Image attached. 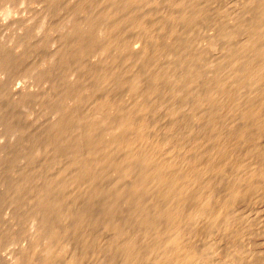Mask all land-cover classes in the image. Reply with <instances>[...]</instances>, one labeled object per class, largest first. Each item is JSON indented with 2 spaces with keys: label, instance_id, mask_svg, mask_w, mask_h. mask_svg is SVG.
<instances>
[{
  "label": "bare ground",
  "instance_id": "6f19581e",
  "mask_svg": "<svg viewBox=\"0 0 264 264\" xmlns=\"http://www.w3.org/2000/svg\"><path fill=\"white\" fill-rule=\"evenodd\" d=\"M20 1L25 2L26 0ZM213 1L210 0L209 2ZM245 1H248V6L246 5L247 7H245H249L247 13L249 17H246L248 16L246 15L244 20L239 17L241 9L238 7L243 6L242 1V5L237 6L240 9V12L239 10L236 11L239 12L236 13L237 15L235 13V15H232L233 12L229 13L232 11L230 7V11L228 10L229 12L226 13L227 15H224H231L228 16L229 20L225 21L223 18V22L227 24L223 23V25L221 18L220 22L222 25L218 27L219 29H213L214 24L212 26L209 23V19L212 16L202 6H205L208 0L205 2L204 0H46L45 9L43 10L44 14L42 12L43 19L41 20L46 23L49 16L54 19L53 13L55 14V10L58 8L57 11H60V14L57 18L59 21L56 24L51 19L53 23L51 25H53V30L56 33L59 32L63 36L59 40L60 43L58 42L56 52L54 51V58L50 55L48 62L49 60L52 61V59L57 61L60 59L61 62L69 64L67 60L72 58L73 63H76V68L74 67L72 69L74 71L70 72L71 76L67 75L69 71L65 70L67 71L66 75L71 80L67 79L66 81L65 75L63 72L61 73L64 75L62 76L64 78L63 81H65L63 83L66 84L62 85L66 89L62 88V94L58 90L61 95H59L60 99L55 100L57 102L53 106H48V110L54 113L52 115L54 119L52 118V122H49L50 126L48 125L49 129L46 132V141L44 142H47V148L50 149L48 151L56 154V162H54L56 168L59 166V169L54 171L52 168L55 173H50L49 176L47 175L49 172H45L47 177L41 178L43 181L35 182L32 187H28L34 200V203L31 204L34 206L36 213L35 216L33 215V223L36 227V232H38L36 234H39V239L44 241L43 247L40 245L42 247L40 250L38 243L34 246L33 260L39 259L41 261V255L42 263H39L54 264V261L62 257L66 252L65 248L68 246L65 245L67 247L64 248L63 245V250L58 251L57 249L55 250L57 246H53L54 240L58 239L61 234L67 240L72 238L68 240L69 242L76 240L81 245L78 250L75 248L71 253L69 251L66 252L70 255L68 256L69 258L65 255V258L68 259L65 264H84L85 259L89 256L87 252L89 249H93V252L98 254L97 257H100L104 252L102 249L103 245L101 239L93 237V233L91 234V227L96 224L91 219L96 218V216L92 215L94 212L92 213L89 209L97 203L93 200L102 197L100 210L108 223L105 222L107 224L105 230L114 231L116 237L114 236L113 239H116L109 245L110 249L105 248V250H110L106 255L105 261H98L97 264H213L210 262L213 259L210 260V258H212L211 255L213 256L212 250L214 251L215 248H212L214 246L210 247V243L208 246L205 244L208 248L206 247L207 252L203 253L204 250L202 251L201 249L205 246L202 244L203 247H201L200 244L201 248L198 246V250L202 251V253L200 251L199 253L196 249L197 247H195V237H199L198 235L204 231H206V234L208 232L214 233L215 229L216 232L224 235L225 233L227 235L231 234L232 226H234L232 221L235 219L233 216L232 220L231 215L236 214V212L230 215L229 210L234 209L236 204L240 206L239 202L247 195L252 197L255 203H258V196L264 195V155L261 153L264 150L261 149V151L259 149L261 145H264V0ZM9 3L13 2L8 1ZM218 3L213 6L215 7ZM234 4L237 5V2ZM220 6L224 5H218V7ZM234 6L232 7L236 10ZM206 7L208 6L206 5ZM210 7L208 9L212 11L214 8L212 7L213 9L211 10ZM11 11L10 7L7 8L8 13H11ZM217 11L215 10V13ZM224 11L227 10L225 9ZM245 12H247V9ZM245 12L243 11V14ZM217 16L215 21L222 14ZM205 17L208 19L207 24L209 23L213 27L210 26L212 30L217 31H212L214 33L208 34V28L206 37L205 34L200 37L197 36L198 33H192V31L193 29L196 30L197 25L202 27L203 25L201 24L206 23L204 22L207 20ZM202 18L205 20L202 21ZM200 20L201 22H199ZM43 22L42 24L44 25ZM42 24L39 27L42 28ZM185 24H190L192 27L196 25V27L192 28L191 31L188 26V33L185 28V31L181 29V27H185ZM47 26L50 27L49 25ZM205 27L207 28L208 25ZM215 27L217 26L215 25ZM51 41L54 42V39H51ZM55 41L57 42V40ZM22 42L19 43L22 44ZM38 44L41 45L40 43ZM50 44L49 42L48 45ZM40 47H37L36 50ZM43 47L45 48L47 45ZM41 49L40 52L42 51ZM3 54L1 55L4 58ZM43 54L45 57L44 52ZM7 55L10 56L11 54L7 53ZM44 57L38 59L40 68L38 67L37 69L39 72L42 70V72L47 73L49 72L48 70L43 71V68H41L44 67L46 69L47 67L45 66L50 65L46 64L48 57H46V60ZM15 58L17 59L16 56ZM19 59L18 61L23 60V58ZM40 59L45 62H40ZM9 60H13L12 57ZM1 61L3 62V60ZM6 61L4 59V63ZM23 62L20 64L21 66ZM11 63L13 64V62ZM11 63L7 62V65L10 66ZM58 64L57 62V66ZM70 64L67 67L69 69H71ZM7 65L5 66L6 68L9 67ZM26 67L28 69L29 66L27 65ZM6 68L4 69L7 71ZM56 68L59 69V66ZM31 70L30 68L28 73ZM54 70L56 69L54 68ZM50 72H53V69ZM45 74L43 76H41L42 74L39 75L40 84L46 79L47 76ZM61 74L59 77H61ZM33 75L36 76L35 73ZM56 75L54 74V76ZM50 76V81L52 79L55 80V77L50 78ZM87 77L89 78L88 81L85 80ZM58 80L60 81V78ZM36 81L38 82V79ZM50 81L49 83H52ZM61 86H57V88L60 89ZM26 87L24 88L21 83V85L18 84L11 88L8 96L3 94L8 99L11 97L14 100L11 106L13 111L12 113L10 111V113L13 114L14 112L16 114L19 112L16 115H12L14 121L22 118L21 115H25L20 113L23 110L25 111V108L27 110V106L30 103L38 104V101H40V96L36 93V90L40 89L34 90V87V89L31 88L32 90H26ZM4 89L3 91H5ZM48 91L45 90L47 95H49ZM5 92L8 91L6 90ZM40 94L44 95L41 92ZM56 96L54 95L53 98L55 99ZM0 97H2V93ZM5 99L3 98L2 101L7 100ZM45 101L42 99L41 105L40 103L39 105L44 106ZM47 104L49 102H46ZM8 108L10 109L9 105ZM1 109L3 111V108ZM9 109L7 110L9 111ZM11 114H4L1 117L4 119L6 115L11 118ZM161 117L166 120V124L163 127L160 126ZM2 118L1 120H3ZM164 119L162 122H164ZM1 122L8 123L4 120ZM24 122H22V125ZM17 124L20 123L18 122ZM42 128H44L42 132L45 134L46 127H41V130ZM13 130L15 131L14 128ZM30 130H35V128ZM10 131H8V134ZM6 132L5 134L8 138ZM35 132L32 131L33 135ZM11 133L13 134V132ZM11 133L9 134L10 136ZM16 133L15 135L17 136ZM27 133L25 136H29L31 132ZM20 135L18 134V136ZM33 135L30 136L32 137ZM6 137L4 136L5 139ZM27 137H24V139L26 140ZM41 137L45 136L41 135ZM41 137L40 140L37 139L39 142H43ZM0 138L3 139L2 137ZM16 138L14 139L15 141H17ZM22 138L23 136L21 140H23ZM17 139L20 140L19 138ZM34 139L36 138L34 137ZM10 140L13 139L10 138ZM32 140L29 139L28 142H32ZM41 142L40 144L38 143L39 147ZM15 143H13V146ZM33 143L29 145L34 147ZM5 145L7 146L8 143ZM22 145L24 144L22 143ZM29 145L27 148L24 147L25 152H27L26 149L29 148ZM10 148L12 149L11 146ZM41 148L43 149V147ZM41 148H34L32 157L38 158L40 155L42 156L44 153L41 152H45V150L42 151L40 150ZM6 149L9 150L7 147ZM57 155L60 158H57ZM21 157H19L20 160H22ZM44 158L47 159L46 157ZM25 161L26 159H24ZM34 161L33 164H39L40 162L35 161L36 163H34ZM8 162L6 164H9ZM37 164L35 167H37ZM41 164L43 163L41 162ZM19 165L22 164H19L18 161L15 168L17 169L18 166L20 169ZM31 168L29 167V169ZM29 169L27 171H30ZM0 170L2 171L1 168ZM35 170L37 169L35 168ZM43 170L45 169L43 168ZM16 173L15 176L18 174ZM42 173L44 174L43 171ZM38 174L43 175L41 171L36 173V175ZM31 176H33V173L27 172L24 176L25 178H23L25 181H29ZM14 178L13 180H15ZM5 179L7 178L5 177ZM17 183L19 182L17 181ZM23 183H21L22 186ZM108 185H110L109 188L106 187ZM118 197L121 200L120 202L124 200L127 203L128 207L124 206L133 210L135 223L137 221V224L139 222L140 224L138 225L142 226L143 230H140L141 232L138 229V232L133 229L132 225V229L126 231L127 229L125 228L128 226L125 225L122 228L121 220L119 221L121 225L116 222L122 217L120 215V218L115 220V215L120 214L117 211H122V214L125 209L127 210L126 207L120 210L121 207L119 205L116 207L119 201ZM26 198L28 199L29 197ZM247 200L243 203H247ZM250 202L252 201L250 200ZM250 202L249 204H251ZM121 206L124 208L123 204ZM247 206L250 209L248 203ZM251 206L254 205L252 204ZM97 207L99 208L98 205L94 208L96 209ZM241 208L237 207V210ZM246 208L244 207V209ZM69 210H74V212L70 213ZM87 210L89 213L86 212ZM250 210H252V207ZM90 212L94 217L91 215L92 218L87 217ZM239 212L242 213V211L237 213ZM128 213L130 214L131 212ZM30 215L32 216L31 211ZM125 215L126 213H124V218ZM134 215L132 214L131 216ZM97 216L101 218L102 215L100 216L99 214ZM69 217L71 220H69ZM129 217L125 218L127 222ZM251 217L249 216L250 220L252 219ZM124 218L122 219L123 221ZM239 218H243V215ZM239 218L236 220L238 221ZM68 220L70 223L71 221L73 222L72 226H68V228L72 227L70 231L71 238L67 237L69 230L68 232L61 231V233L58 228L59 224H64ZM236 220L234 221L237 225L239 222H236ZM99 223H101L100 219ZM124 223L126 224V222ZM128 223H133V220ZM223 223L225 224L223 225ZM243 223L245 224V222ZM253 223H250V226ZM245 227L248 229L247 226H243L244 230H246ZM243 228L240 229L242 230ZM235 229L236 231L240 230H237L236 227ZM133 231L139 234H134ZM8 232L10 231L8 230ZM243 232H241V235ZM247 234L246 236L243 235L247 237L249 235ZM205 235L203 234L204 237ZM218 235L220 234L218 233ZM227 235L225 236L226 238ZM234 236L232 234L231 237ZM32 237H35V235ZM221 237L219 238L218 236L217 238L221 240ZM225 237L223 238L225 239ZM218 239L216 240L218 241ZM236 239L238 238H235V241ZM226 242L231 244L229 239ZM238 245H236L237 248ZM31 249L30 251H32ZM217 251L219 253V249ZM229 251L231 253V250ZM237 252L240 253V251ZM234 253L233 255L232 253L230 254L232 258L237 256V253L235 256ZM246 254L245 256H248ZM30 255L32 256V253ZM241 255L243 256L244 254ZM232 260L235 262V259ZM220 261L222 262L221 258ZM225 261L227 262L228 260L225 259Z\"/></svg>",
  "mask_w": 264,
  "mask_h": 264
},
{
  "label": "rangeland",
  "instance_id": "374dc122",
  "mask_svg": "<svg viewBox=\"0 0 264 264\" xmlns=\"http://www.w3.org/2000/svg\"><path fill=\"white\" fill-rule=\"evenodd\" d=\"M8 1H11V2H13V3H9L8 4ZM0 0V48H1V51H0V59L1 60H3V62L0 60V66L4 63V59L5 60H7L4 64H3V66H1L0 68H1V70H0V82L2 83H0L1 85V87H0V96H1V93H2V97H0V134H2V133H4L5 134V132L7 133V136H8V138L6 137V134L4 135V134H2L0 137H2L3 139H1L0 140V151H2L1 152V155H0V163L1 164H4V165H2L1 166V164H0V168L2 169V171L0 170V173H1V175H0V264H38L39 262H41L42 263V256L40 255V257H41V261L39 260V259H32V257H33V253H34V246H36V244L38 243V246H39V250H40V248H42L43 247V244H44V241H42V239H39V234L37 235L36 233H38V232H36L37 230H36V227L34 226V223H33V221H34V216L36 215V213H35V210H34V206L31 204V203H34V200H33V196H32V192L30 191V190H28L29 188V186H31L32 187V185L35 183V182H41V181H43L41 178H43V177H47V175L49 176L50 175V173H55V172H53V169H54V171H57L58 169H59V166L56 168V166H55V162H56V154L54 155L53 154V152L51 153V152H49L50 151V149L49 148H47L48 147V145H47V142L45 143L44 141H46V132H47V130L49 129V122H52V120L54 119L53 118V114L54 113H52V111H50V110H48V106H53L54 104H56V102L57 101H55V100H58V98L60 99V92H61V94H62V90L63 89H66V87H64V85H66V84H64L63 82H65V81H63L64 80V78L62 77V76H64L65 75V80L67 81V79H69V80H71L70 78H69V76H71V73H72V71H74V70H72V69H74V67L76 68V63H73V59L72 58H70L69 60H71V61H69V60H67V63H73V64H70V68L71 69H69V68H67V67H69V64H66V62L65 63H63V62H61V60L59 59V61H57L56 59H52V61L51 60H49V62H48V59H50V55H51V57L52 58H54V53L56 52V49H57V47H58V44L60 43L59 42V40L63 37L62 36V34L61 33H56V31H54L53 30V25H51V24H53L52 23V20H54L53 22L54 23H58V21H59V19L57 18V17H59V14H60V11L58 12L57 10H58V8L55 10V14L53 13V16H54V19L52 18V16H49V19L46 21V23H44L41 19H43V15H42V12H43V14H44V9H45V5H46V0H26L25 2H22V1H20V0H17L16 2H15V0ZM205 1H207V0H204V2ZM210 0H208V2H206V4L205 3H203V4H205V6L204 5H202L203 7H205V9L204 10H206V12L208 11V13H210L209 15H211V16H209V17H211V19H209V23L210 24H212V26H213V24H214V28L208 23L207 24V22H208V19L205 17V19H207L206 21H204L205 19H203L202 18V21H204V22H206V23H203V24H201V25H203L202 27L201 26H199V25H197V27H196V25H193V27H192V25L190 26V24L188 25V24H185V27L183 26V28L181 27V29L182 30H184V28H185V30H187V32L189 33V29L191 30L192 28H194V27H196V30L195 29H193V31H192V33H195V34H197L198 33V35L197 36H200V37H202L204 34H205V37H206V33H207V31H208V28H209V32H208V34H212V33H214V32H212V31H217V30H212V28L213 29H217L220 25H222L223 23L225 24L226 22H223V18H224V20L226 21V20H229V17L228 16H231V15H229L228 14V16H224V15H227L226 13H228L230 10V7H231V10L232 11H230L229 13H231V12H233V14L232 15H235L236 13H239L240 12V9H241V12H242V14H241V12H240V15H239V17H240V19L242 18L243 20L244 19H246V17H249V14H247L248 13V8H246L248 5V1H245V0H215V1H213V0H211V1H213V2H209ZM217 1V2H216ZM221 3H220V2ZM242 1H243V6H239L238 8H240V9H238L237 8V6L238 5H242L241 3H242ZM246 3H245V2ZM15 2V3H14ZM18 2V3H17ZM220 4H219V3ZM237 2V5L236 4H234V3H236ZM7 3V4H6ZM209 3H211V4H209ZM218 3V5H224V6H220V7H218V5H215V7H216V9H215V7L213 6L214 4H217ZM223 3V4H222ZM239 3V4H238ZM244 3H245V5H244ZM6 4V5H5ZM12 4V5H11ZM209 4V5H208ZM233 4V5H232ZM8 5H9V7H10V9L12 10L11 11V13H8L7 12V8H9L8 7ZM206 5L208 6V7H206ZM210 5H211V7H210ZM234 5H236V6H234ZM247 5V6H246ZM232 6H234L235 8H236V10L232 7ZM246 6V7H245ZM210 7V9L212 10L213 8L217 11V13L220 11V10H222L223 8V10L222 11H224L225 9L227 10V11H224V12H222V11H220L218 14L219 15H221L222 14V16H220V18L217 20V21H215L216 20V16L218 15L217 13H215V10L213 9L212 11H210L208 8ZM213 7V8H212ZM217 7H218V9H217ZM221 7H222V9H221ZM244 7V8H243ZM244 10H243V9ZM59 9H60V7H59ZM220 9V10H219ZM234 9V10H233ZM247 9V12H245V10ZM229 10V11H228ZM239 10V12H236V11H238ZM243 11L245 12L244 14H243ZM56 12H57V14H56ZM222 12V13H221ZM41 13V14H40ZM235 13V14H234ZM207 14V13H206ZM213 14V15H212ZM214 14H216V15H214ZM40 15H41V18H40ZM55 15H57V16H55ZM237 15V14H236ZM246 15H248V16H246ZM215 16V17H214ZM242 16V17H241ZM245 18H244V17ZM217 17H219V16H217ZM48 18V17H47ZM56 18H57V20H56ZM222 18V24H221V19ZM227 18V19H226ZM52 19V20H51ZM213 19H214V21H213ZM241 19V20H242ZM212 20V21H211ZM39 21V22H38ZM40 21H42L43 23H44V25L42 24V22L40 23ZM51 22V23H50ZM199 22H201V20L199 21ZM214 22V23H213ZM220 22V23H219ZM48 23V24H47ZM40 24H42V28L41 27H39V26H41ZM198 24V23H197ZM200 24V23H199ZM208 25V27L206 28L205 26H207ZM223 24V25H224ZM227 24V23H226ZM47 25H51L50 27H48ZM205 25V26H204ZM215 25L217 26V27H215ZM47 26V27H46ZM188 26H189V29H188ZM212 28H211V27ZM44 27V28H43ZM199 27V29H197ZM201 27V28H200ZM187 28V29H186ZM211 28V29H210ZM219 29V28H218ZM184 30V31H185ZM197 30H198V32H197ZM211 30V31H210ZM37 31V32H36ZM190 31V32H191ZM195 31V32H194ZM25 33H28V34H24ZM200 33H201V35H200ZM58 34V35H57ZM61 34V35H60ZM207 34V35H208ZM21 35V36H20ZM19 38H18V37ZM23 36V37H22ZM27 36V38H25ZM59 36H61V37H59ZM57 37H59L58 39H57ZM22 38V39H21ZM24 38V39H23ZM56 38V39H55ZM204 38V37H203ZM18 41H17V40ZM22 40V41H20V40ZM51 39H54V42H52L51 41ZM43 40V41H42ZM50 40V41H49ZM55 40H57V42L55 41ZM26 41V42H25ZM39 41V42H38ZM41 41H42V44H43V46L45 45H47V47H43L42 46V44H41ZM52 44V43H55V44H50V45H48L49 44V42ZM18 42V43H17ZM19 42H22V44L21 43H19ZM27 44V46H25L26 44ZM36 42H38V43H40L41 45H39L38 43L37 44H35ZM59 42V43H58ZM45 43V44H44ZM46 43H48V44H46ZM56 43H57V45H56ZM4 45V46H3ZM23 45V46H22ZM36 45V46H35ZM38 45V46H37ZM56 47H55V46ZM39 46H41L40 48H38V50H36L37 49V47H39ZM43 47V48H42ZM42 48V49H41ZM5 49H7V50H5ZM40 49L45 53V57H44V54H43V52L41 53L40 52ZM44 49V50H43ZM47 49V50H46ZM52 49H55V50H52ZM3 50V51H2ZM4 50H5V52H4ZM52 50V51H51ZM8 51V52H7ZM38 51V52H37ZM55 51V52H54ZM4 53V54H3ZM7 53L9 54H11L10 56L9 55H7ZM37 53H38V55H37ZM48 53V54H47ZM1 54H3L4 55V58H3V56L1 55ZM5 54H6V56H5ZM26 56H25V55ZM39 54H42V55H39ZM20 57V59L21 58H23V60L21 59H19V57ZM7 56H9V57H7ZM15 56L17 57V59L15 58ZM25 56V57H24ZM6 57H7V59H6ZM12 57V59L13 60H9L10 58ZM44 57V59L46 60V57H48L47 58V60H46V64L47 65H49V66H45V67H49V69H44V67H41V68H43V71L45 70V71H52V69H53V72H50V74H48L49 76H50V78H54L55 77V80L54 79H52L51 81L49 80V76L47 75V73H49V72H42V70H41V72H39V70L37 69L38 67H39V65L38 64H40V63H38V59L39 58H43ZM26 58V59H25ZM18 59L20 60V61H25V62H23V64H22V66L20 65L22 62H20V61H18ZM42 59H40L39 61L40 62H45L44 60L43 61H41ZM13 62V64L11 63V62ZM35 61V62H34ZM54 61V62H53ZM55 61H57L59 64H58V66H59V69L58 68H56V67H58L57 66V62H55ZM7 62L10 64L11 63V65L9 66V65H7ZM19 62V63H18ZM37 62V63H36ZM51 62V63H50ZM53 62V63H52ZM61 62V63H60ZM75 62V61H74ZM19 65V66H15V65H17V64ZM24 63H26L25 65H24ZM36 63V64H35ZM56 63V64H55ZM55 64V65H54ZM63 64H64V66H63ZM7 65V67L8 68H6L5 66ZM29 66L28 67V69H27V67L26 66ZM12 66H14V67H12ZM25 66V67H24ZM37 66V67H36ZM51 66H55V67H51ZM60 66H62V67H60ZM33 67V68H32ZM36 68V70H35V68ZM73 67V68H72ZM4 68H6L7 69V71L4 69ZM14 68V69H13ZM17 68V69H16ZM18 68H20V69H18ZM23 68H25V70H23ZM30 68L32 69V70H35V71H29L30 73H28V70H30ZM40 68V67H39ZM54 68L56 69V70H54ZM60 68H62V69H64V70H61ZM51 69V70H50ZM58 69V70H57ZM68 70L69 71V73L67 74V71H65V70ZM61 70V72H59ZM25 71V72H24ZM58 71V72H57ZM27 72V73H26ZM31 72H33V73H31ZM39 72V73H38ZM63 72V74L64 75H62L61 73ZM36 74V76L35 75H33V74ZM37 73H38V75H37ZM42 75H41V74ZM46 73V74H45ZM52 73V74H51ZM58 73H59V75H58ZM46 75L45 77H46V79H44V81H42V84H40L41 83V79H40V76L39 75H41V76H43V75ZM54 74L57 76H54ZM60 74H61V77H59L60 76ZM69 75V76H67V75ZM52 75H53V77H52ZM66 76H67V78H66ZM58 78H60V81L58 80ZM38 79V82L36 81ZM47 80V81H46ZM50 82H52V83H49V81ZM85 80H89V78L87 77V79H85ZM36 81V82H35ZM47 83H46V82ZM54 81V82H53ZM56 81V82H55ZM58 81V82H57ZM44 82H45V85H44ZM21 83H22V86L25 88L26 87V85H27V87H29V88H27L26 87V90L28 89V90H32V89H34V87H35V89L34 90H36L37 88H39L40 90H36L37 92V94L40 96V101H38L39 103L40 102H42V99H43V101H45L46 99H47V101H45V103L43 104L44 106H40L41 105V103H40V105H39V103L37 104V103H30V105L29 106H27V110H26V108H25V111L23 110L22 112H24V113H20V114H25V115H21V117L24 119H22V118H20V119H22V120H17V119H15L16 121H14L13 119L14 118H12V115L14 114V112H13V114H11L12 113V111H13V109L11 108V106H12V102L14 101L11 97L8 99L7 98V96H8V93L10 92L9 90H11V88H13V87H15V86H17L18 84L19 85H21ZM56 83H58V84H56ZM61 83V84H60ZM68 83V82H67ZM39 84H40V86H39ZM51 86H50V85ZM62 84H64V85H62ZM25 85V86H24ZM43 85V86H42ZM47 85V86H46ZM56 85V86H55ZM62 85V86H61ZM3 86H6V87H3ZM31 86H33V87H31ZM42 86V87H41ZM46 88H45V87ZM49 86V87H48ZM52 86H53V88H52ZM57 86H61V88L59 89V88H57ZM57 89L56 91H55V88ZM5 88V89H4ZM8 88H10V89H8ZM32 88V89H31ZM44 88H45V90L46 91H48L50 88V90L48 91V94L49 95H47V92H45V90H44ZM63 88V89H62ZM3 89L6 91H8V92H5V91H3ZM44 90V91H43ZM52 90V91H51ZM60 92H59V91ZM43 91V92H42ZM55 91V92H54ZM5 92V93H4ZM40 92L42 93V94H44V95H41L40 94ZM54 93H56L57 94V96H56V94H54ZM3 94H7V96L6 95H3ZM50 94H52L51 96H50ZM56 96L55 97V99L53 98V96L54 95ZM60 95V96H59ZM47 96V98H45ZM41 97H43L42 99H41ZM85 97H86V95H85ZM3 98L6 100V101H2L3 100ZM12 99V100H11ZM38 99V100H39ZM53 101H52V100ZM8 100H10L9 102H8ZM50 100V101H49ZM52 101V102H51ZM8 102V103H7ZM46 102H49V104H47L46 105ZM54 102V103H53ZM6 103H7V106H6ZM53 103V104H52ZM29 104V103H28ZM32 104V105H31ZM34 104V105H33ZM8 105H9V107H10V109L8 108ZM4 106V107H3ZM39 106V108H37ZM7 107V108H6ZM45 107H47V108H45ZM1 108H3V111H1L2 109ZM4 108H5V110H4ZM45 108V109H44ZM7 109H9V111L7 110ZM42 109H44V110H42ZM39 110H41L40 112H39ZM47 110V111H46ZM10 111H11V113H10ZM19 111V110H18ZM42 111H44L43 112V114H41V112ZM2 112V113H1ZM50 112V113H49ZM11 114L10 116H11V118L9 117V116H6V118H5V116H4V119L2 118L3 117V115L4 114ZM17 113H19V112H17ZM16 113V114H17ZM46 113V114H45ZM16 114H14V115H16ZM52 117H51V116ZM2 116V117H1ZM25 116V117H24ZM49 116V117H48ZM48 117V118H47ZM51 117V118H50ZM1 118L5 121V122H8V123H10V124H8V123H4V122H1V121H3V120H1ZM12 121V122H14L13 124H11L12 122L9 120V119ZM49 118H50V120H49ZM53 118V119H52ZM6 119V120H5ZM9 121H8V120ZM163 117H161V125L160 126H162L163 127V125H165L166 124V120L164 119V122H162L163 121ZM26 120H27V122H29V123H27L26 122ZM24 122L23 123V125H22V122ZM20 123V124H17V123ZM43 122H45V123H43ZM168 122V121H167ZM3 123V124H2ZM34 123V124H33ZM43 124V126L44 127H46L45 128V134H44V132H42V131H44V128H42V130H41V127H43L42 126V124ZM164 123V124H163ZM41 124V125H40ZM46 124V125H45ZM11 125V126H10ZM26 125V126H25ZM32 125V126H31ZM49 125V126H48ZM6 126V127H5ZM8 126V127H7ZM10 126V127H9ZM15 126V127H14ZM31 126V128H29ZM39 126V127H38ZM23 129V130H25L24 132H28V131H30L31 133H32V131L33 132H35V130H36V132L34 133V135H33V133L31 134L30 132H26L27 134H29V136L30 135H33L36 139H34V137L32 138L31 136L29 137L28 135H26L25 136V134H24V132H23V130L21 129V128ZM28 129H27V128ZM35 128V130H30V129H33V128ZM38 127V128H37ZM3 128H4V130H3ZM7 128H9V129H7ZM11 128V129H10ZM13 128L15 129V131L13 130ZM20 128V129H19ZM26 128V129H25ZM38 130H37V129ZM40 128V129H39ZM6 129V130H5ZM18 129V130H17ZM11 130V131H10ZM17 130V131H16ZM19 130H21L20 132H19ZM40 130V131H39ZM8 131H10V133L11 132H13V134L11 133V136L8 134ZM16 132H18V133H16ZM15 133L17 134V136H18V134L22 137L23 136V140L25 141H23V140H21V137L20 136H16L15 135ZM36 134V135H35ZM37 134H38V136H37ZM41 135L42 136H45V137H41ZM4 136L6 137V139L4 138ZM10 136V137H9ZM14 136V137H13ZM28 136V137H27ZM13 137V138H12ZM19 138L20 140H18L17 138ZM24 137H27L26 138V140L24 139ZM39 137V138H38ZM40 137L42 138L41 140L43 141V142H41V145H40V147H39V145H38V143L40 144V142L38 141V140H40ZM10 138L11 139H15L16 138V140L17 141H13V140H10ZM33 139L32 140V142L30 141V142H28L29 141V139ZM8 139V140H7ZM38 139V140H37ZM9 141H10V143H9ZM21 141V142H20ZM36 141H38V142H36ZM5 142V143H4ZM8 143V145L6 146L7 148H9V150L8 149H6V147L4 146V144H7ZM16 142V143H15ZM28 144H27V143ZM34 142V143H33ZM12 143V145H10ZM13 143H15V145L17 144V146H13ZM22 143L24 144V145H22ZM31 143H33L32 145H35L34 147L33 146H31V145H29V144H31ZM37 145H36V144ZM19 144H21V145H19ZM19 145V146H18ZM29 145V148L28 149H26L27 150V152H25V149H24V147L25 148H27V146ZM44 145H45V147H44ZM3 146H4V148H3ZM10 146L12 147V149L10 148ZM21 146H22V148H21ZM38 148H41V147H43V149L41 148L40 150H45V152L43 151V152H41V153H44V154H42V156L40 155V157H38V158H34V157H32V152L35 150V149H37V147ZM2 147V148H1ZM13 148H14V150H13ZM32 150H31V149ZM35 148V149H34ZM5 149V150H4ZM16 149V150H15ZM17 149H21V151L19 152V150H17ZM34 149V150H33ZM260 150L262 149V150H264V145H261V147L259 148ZM30 150V152L28 153V151ZM49 150V151H48ZM261 150V151H262ZM14 151H15V154H14ZM16 151H17V153L19 154H17L16 153ZM46 151H48L47 153H46ZM3 152H5V153H3ZM6 152H7V154H6ZM9 152V153H8ZM11 152V153H10ZM48 153H49V155H48ZM263 155H264V151H262L261 152ZM5 154V155H4ZM24 154V155H23ZM30 154V155H29ZM16 155V156H15ZM45 155V156H44ZM52 155V156H51ZM3 156V157H2ZM21 156H23V157H21ZM29 156V157H28ZM46 157L47 159H45L44 157ZM53 156H54V158H53ZM58 157L57 158H60V156L59 155H57ZM2 157V158H1ZM6 157V158H5ZM11 157H12V160H11ZM19 157H21V159L22 160H20V158ZM28 159H27V158ZM30 157H32V158H30ZM17 158V159H16ZM51 158V159H50ZM53 158V159H52ZM9 159H10V161H12L11 163H10V161H9ZM16 159V160H15ZM24 159H26V161L24 162ZM39 159V160H38ZM43 159H45V160H43ZM50 159V160H49ZM13 160H14V162H13ZM28 160V161H27ZM31 160H35V161H40L39 162V164H37L35 161H34V163H36L37 164V167H35L36 166V164H33V161L32 162H30ZM3 161H6V162H3ZM9 161V162H8ZM18 161H19V164H22L23 165V163H24V168H23V166L22 165H19V167H20V169L18 168V166H17V169L15 168L16 167V164H18ZM22 161V162H21ZM49 161V162H48ZM55 161V162H54ZM3 162V163H2ZM9 163V164H6V163ZM26 162H27V164H26ZM41 162L43 163V164H41ZM15 165H14V164ZM28 163H29V165H28ZM45 164V165H44ZM51 164V165H50ZM52 164H54V166H52ZM6 165H9V166H6ZM13 165V166H12ZM22 166V167H21ZM42 166V167H41ZM7 167V168H6ZM8 167H10V169H8ZM27 167H28V169H29V167L31 168V169H29L30 171H27L28 169H27ZM33 167H35L37 170H39V171H41V174H43L42 173V171L44 172V174L43 175H40V174H38L39 175V177H38V175H36V173L37 172H39V171H37V170H35V168H33ZM46 167V168H45ZM48 167V168H47ZM50 167V168H49ZM41 168H42V170H41ZM43 168L45 169V170H43ZM53 168V169H52ZM24 169V170H23ZM27 169V170H26ZM34 169V170H33ZM5 170H7L6 171V173H4L5 172ZM12 170V171H11ZM17 171V173L19 174H17L16 173V171ZM15 171V172H14ZM35 171V172H34ZM10 172V173H9ZM24 172V174H22ZM26 172V173H25ZM27 172H32L33 173V176H31V179L33 180H24V176L27 174ZM48 173L49 172V174H47V175H45L46 173ZM8 173V174H7ZM12 173V174H11ZM15 173L17 174L16 176H15ZM35 173V174H34ZM7 174V175H6ZM11 174V176H9ZM21 175V176H20ZM37 177H36V176ZM5 177L7 178V179H5ZM9 177H11L12 178V180H11V178L9 179ZM14 177H17V178H14ZM24 177V178H23ZM13 178L16 180H13ZM30 178V177H29ZM35 178H36V180H35ZM5 179V180H4ZM9 179V181H7ZM19 179V180H18ZM20 179H21V182H20ZM23 180V181H22ZM7 181V182H6ZM17 181L19 182V183H17ZM6 184V183H8L7 185H5L4 183ZM24 182V183H23ZM9 183H12V184H14V185H12V184H9ZM21 183H23V186H22V184ZM17 184V185H16ZM14 186V188H12ZM19 186V187H18ZM24 186H26V187H24ZM109 186L110 185H108V186H106V187H108L109 188ZM8 187H9V189H11V190H9L8 189ZM17 188H19V189H17ZM22 188V189H21ZM111 188V187H110ZM21 189V190H20ZM107 189V188H106ZM14 192H13V191ZM17 190H19V191H17ZM22 190H24V191H22ZM26 190V191H25ZM111 190V189H110ZM12 193H11V192ZM16 191V192H15ZM20 194H19V193ZM27 192V193H26ZM29 192V193H28ZM30 192H31V195H30ZM15 193V194H14ZM17 193V194H16ZM24 193V194H23ZM27 195H26V194ZM20 195V197H19V195ZM29 194V195H28ZM16 195H17V197H16ZM249 195H247L245 198H246V200L248 199H250L252 202H250V200L248 201L247 200V203H248V205H249V207H250V209H251V207H252V210H250V209H248V206H247V203H243V202H245L246 200H244V199H242L239 203H240V206L242 207H240L239 206V204H236L234 207H232V208H234L235 209V211H234V209H230L229 211V213H230V215L231 214H233L234 212H236V214H238L237 216H235L236 214L234 213L233 215H231V219L233 220V216L235 217V219L234 220H236L237 218H239V217H241V215H243V218H239V220L241 219V220H243V221H237L236 220V222H239V224L237 223V225H236V223H235V221L233 220H231L232 222H234V226H232V229L234 230V228L236 227L237 228V230L238 229H240V228H243V226H247L248 227V229H251V230H248L246 227H245V229L246 230H244V228L241 230H239V231H236V229L234 230V231H236V233H234V231L232 230V233H231V231H230V233L231 234H229V235H227L226 233H225V235L223 234V233H220V232H216V229H215V231H214V233L213 232H208V234H206V231H204V232H201L198 236L199 237H195L196 238V240H195V243H196V246L195 247H197L196 249H197V251L199 252L200 250H198L199 248H201V247H203L202 246V244H204V246H205V244L208 246V244L210 243V247H213L212 249H214V251H215V253H217L216 255H215V253H214V251L212 250V254H213V256L211 255V257L212 258H210V260H216V261H214L213 262V260L212 261H210V262H212L213 264H237V263H239V264H264V195H260V196H258V203H255L254 202V199L252 198V197H248ZM26 197H29L28 199L26 198ZM16 199H17V201H16ZM26 199H27V201H26ZM96 199H98V200H96ZM95 200H93L94 202H97V203H95L96 205H98L99 206V210H100V205H102V197L100 198H96ZM118 200H119V197L117 198ZM105 200V199H104ZM100 201V202H99ZM121 200H119L117 203V206L116 207H118V205L121 207H119L120 208V210H123V209H125V207L127 206L126 204L127 203H125V201L123 200V202H120ZM30 202V203H29ZM249 202L251 203V204H249ZM99 203V204H98ZM31 205V206H29V205ZM94 204V206L91 208V209H89L90 211H92V213L90 212V214H88V218L89 217H91L92 215H94V216H96V218L94 217V216H92V217H94V218H90L94 223H96L97 224V222H98V224L96 225H94L93 227H91L92 228V230H91V234L93 233V237H98L99 239H101V241H102V249L104 250V252L101 254V256L100 257H97V255L98 254H96L95 252H93V249H89V251H87L88 252V257L85 259V261H84V264H97L98 263V261H105V259H106V255L109 253V249H110V246L109 245H111L112 244V242H113V240L114 239H116V238H114L113 239V237L115 236L116 237V235H115V233H114V231L112 232H110V231H106L105 230V228L107 227L106 225L108 224L107 223V220L104 218V215H103V213L101 212V210L99 211L97 208V211H96V209L94 208V207H96V205ZM123 204V207L124 208H122V205ZM245 206H244V205ZM254 205V206H251V205ZM124 205H126V206H124ZM246 206H247V208H246ZM33 207V208H32ZM128 207V206H127ZM126 207V208H127ZM237 207L238 208H241V209H238L237 210ZM244 207L246 208V209H244ZM30 208V209H29ZM94 208V209H93ZM131 208H133L132 206H131ZM254 208V209H253ZM118 209V208H117ZM127 210H128V212H131L130 214L127 212ZM127 210L125 209L123 212L124 213H126V215H125V218H127L128 216H130L129 218H128V220L129 221H132L133 220V223H128L127 222V220L124 218V213H122L121 214V212L120 211H117V213H120L119 215H115V220H117V219H119L120 218V215L124 218V221L122 220L123 218L121 217V219H119L118 221H116V222H118L119 224H120V220H121V224H123V225H121L122 226V228H124L125 227V225L126 226H128L127 228H125V229H127L126 231H130L132 228L133 229H138L139 230V232H141L140 230H143L142 229V226L140 225H138V224H140L139 222H138V224H137V221H136V223H135V221H134V217H135V215H134V213H133V210H131L130 208H127ZM233 210V211H232ZM30 211H31V214H32V216L30 215ZM33 211V212H32ZM70 211V210H69ZM99 211V212H98ZM231 211H232V213H231ZM238 211H242V213L241 212H239V213H237ZM74 212V210H72V211H70V213H73ZM87 213H89V211L87 210L86 211ZM95 212L97 213L96 215H95ZM101 212V213H100ZM244 212V213H243ZM246 212V213H245ZM116 213V214H117ZM241 213V214H240ZM92 214V215H91ZM100 214V216L102 215L103 216V218H102V216H101V218H99L97 215H99ZM134 215V216H131V215ZM246 214V215H245ZM250 214V215H249ZM34 215V216H33ZM91 215V216H90ZM30 216V217H29ZM118 216V217H117ZM245 216V217H244ZM249 216H252L251 218V220H250V218H249ZM71 217V216H70ZM69 217V220H71V218ZM98 217V218H97ZM237 217V218H236ZM247 217V218H246ZM254 217V218H253ZM133 218V219H132ZM245 218V219H244ZM31 219V220H30ZM98 219V220H97ZM99 219H100V222L101 223H99ZM105 219V220H104ZM132 219V220H131ZM67 221L66 223H64V224H68V225H65L64 226V224H59L58 225V228L60 229V231L59 232H68V230H69V232H68V234H67V237L68 238H71V228H68V226L70 227V226H72L73 225V222L71 221V223H70V221ZM101 220H103V221H101ZM126 220V221H125ZM247 220V221H246ZM249 220V221H248ZM15 221V222H14ZM31 221V222H30ZM11 222H13V223H11ZM30 222V223H29ZM69 222V223H68ZM107 224H106V223ZM124 222H126V224L124 223ZM243 222H245V224L243 223ZM246 222H249V223H246ZM254 222V223H253ZM11 223V224H10ZM33 223V224H32ZM241 223H243V224H241ZM250 223H253V225L252 226H250L251 224ZM30 224H31V226H30ZM71 224V225H70ZM225 223H223V225H224ZM248 224V225H247ZM11 225V226H10ZM61 225V226H60ZM129 225H130V228H129ZM131 225H132V228H131ZM60 226V227H59ZM64 226V227H63ZM67 226V227H66ZM104 226V227H103ZM106 226V227H105ZM124 226V227H123ZM135 226H139V227H135ZM241 226V227H240ZM32 227V228H31ZM57 227V226H56ZM240 227V228H239ZM250 227V228H249ZM8 228H10V229H8ZM90 228V229H91ZM63 229V230H62ZM65 229V230H64ZM130 229V230H129ZM8 230L10 231V232H8ZM35 230V231H34ZM105 230V231H104ZM135 230V231H136ZM138 230H137V232H138ZM253 230V231H252ZM5 231H7V233H5ZM34 231V232H33ZM90 231V230H89ZM93 231V232H92ZM135 231H133V233L134 234H136L137 232H135ZM242 231H244L243 233H242V235L244 234L245 236H246V234L248 235L247 237H245L244 235L242 236L241 235V232ZM246 231H248L246 234H245V232ZM61 232V233H62ZM132 232V231H131ZM5 235H4V234ZM218 233L221 235V234H223V235H218ZM229 233V232H228ZM239 235H238V234ZM3 234V235H2ZM33 234V235H32ZM117 234V233H116ZM137 234H139V233H137ZM203 234L205 235V237L207 236V238H205L204 236H203ZM213 234V235H212ZM215 234V235H214ZM232 234H233V236H234V234H235V236L234 237H231L232 236ZM35 235V237H32V236H34ZM201 235H202V238H201ZM212 235V236H211ZM227 235V238L225 237ZM241 235V236H240ZM36 236H37V238H36ZM208 236H210V237H208ZM219 236V238L221 237L222 239H223V241H225V242H223L222 241V239L221 240H219L217 237ZM229 236V237H228ZM204 237V238H203ZM223 237H225V239L223 238ZM244 237V238H243ZM32 238V239H31ZM35 238V239H34ZM198 238V239H197ZM235 238H238V239H236V241H235ZM61 239V240H60ZM62 239H63V242H62ZM72 239V238H71ZM71 239H68V240H71ZM205 239V240H204ZM213 239H215V240H213ZM216 239H218V241L216 240ZM227 239H229L230 240V243L231 244H229V242H226V240ZM239 239H240V241H239ZM244 239V240H243ZM34 240H35V242H34ZM60 240V241H59ZM65 240H66V242H65ZM66 238H64V235L63 234H61V235H59L58 236V239H56V240H54V244H53V246L55 247V246H57V248H55V250L57 249V251L58 250H63L62 248L64 247H67V248H65L66 249V252H72L73 250H75V248L78 250L79 248H81V245L79 244V242H77L76 240H73L72 242L70 241H68ZM30 241H32V242H30ZM37 241V242H36ZM58 241V242H57ZM111 241V242H110ZM217 241V242H216ZM221 243H223V244H221ZM237 241H238V243H240L239 245H238V243H237ZM58 243V244H56V243ZM63 244H62V243ZM69 242V243H68ZM233 242V243H232ZM242 242V243H241ZM33 243H35L34 245H33ZM65 243V244H64ZM68 243V244H67ZM71 243V244H70ZM74 243V244H73ZM77 243V244H76ZM82 243V242H81ZM214 244V245H212V244ZM235 243V244H234ZM76 244V245H75ZM201 244V245H200ZM229 244V245H228ZM30 245V246H29ZM33 245V246H32ZM42 247H41V246ZM64 245V246H63ZM65 245H67V246H65ZM80 245V246H79ZM201 247H200V246ZM212 245V246H211ZM229 246V247H227V246ZM232 245V246H231ZM234 245V246H233ZM236 245H238V248H237V246ZM27 246H28V248H27ZM63 246V247H62ZM198 246H199V248H198ZM207 246H205V247H203V249H201L202 251H203V253H206L207 251H206V249L208 248ZM236 246V247H235ZM59 247V248H58ZM207 247V248H206ZM232 247V248H231ZM32 248V249H31ZM69 248V249H68ZM105 248H109L108 250H105ZM230 248V249H229ZM235 248H236V251H235ZM239 248H240V250H239ZM24 249V250H23ZM30 249L32 250V251H30ZM70 249H71V251H70ZM219 249V253H218V250ZM209 250V249H208ZM229 250H231V253H232V255H233V252H235L234 253V256H235V254L238 256H236L235 258L233 257L232 258V255H230L231 253H230V251ZM232 250H233V252H232ZM24 251V252H23ZM96 251V250H95ZM202 251H200L201 253H202ZM237 251H240V253L239 252H237ZM243 251V252H242ZM23 252V253H22ZM27 252V253H26ZM65 252V253H66ZM199 252V253H200ZM211 252V251H210ZM245 252V253H244ZM32 253V256L30 255ZM64 253V255L62 256V257H60L61 258V262H60V258L59 259H57V261H54V264H65V261H67L68 259L67 258H69L68 256L70 255L69 253H66L65 254ZM239 253V254H238ZM247 253V254H246ZM28 254H29V257H30V259H29V257H28ZM219 254V255H218ZM221 254V255H220ZM241 254H244L243 256L241 255ZM245 254L246 255H248V256H245ZM21 255H22V257H21ZM65 255H67L66 257L67 258H65ZM216 257H215V256ZM241 255V256H240ZM18 256H19V258H18ZM222 256V257H221ZM246 258H245V257ZM214 257V258H213ZM231 257V258H230ZM244 257V258H243ZM20 258H22V259H20ZM216 258V259H215ZM220 258H221V260H222V262L220 261ZM240 258V259H239ZM17 259V260H16ZM62 259H63V261H62ZM65 259V260H64ZM219 261H218V260ZM226 259V260H228L227 262L225 261L224 262V260ZM231 259H235V262H234V260H232L231 261ZM236 259H238L237 261H236ZM23 260H24V262H23ZM30 260V261H29ZM59 260V261H58ZM35 261H37V262H35ZM242 261V262H241ZM29 262V263H28ZM31 262V263H30ZM60 262V263H59ZM241 262V263H240ZM41 263H39V264H41Z\"/></svg>",
  "mask_w": 264,
  "mask_h": 264
}]
</instances>
